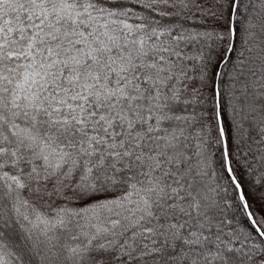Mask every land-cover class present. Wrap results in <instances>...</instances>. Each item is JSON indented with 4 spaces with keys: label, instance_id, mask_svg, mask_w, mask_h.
<instances>
[{
    "label": "snow or ice",
    "instance_id": "obj_1",
    "mask_svg": "<svg viewBox=\"0 0 264 264\" xmlns=\"http://www.w3.org/2000/svg\"><path fill=\"white\" fill-rule=\"evenodd\" d=\"M0 264H264V0H0Z\"/></svg>",
    "mask_w": 264,
    "mask_h": 264
}]
</instances>
